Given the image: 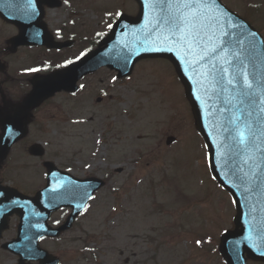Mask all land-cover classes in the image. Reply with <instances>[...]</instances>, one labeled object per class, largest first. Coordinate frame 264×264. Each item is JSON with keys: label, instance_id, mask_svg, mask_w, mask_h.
<instances>
[{"label": "rangeland", "instance_id": "1", "mask_svg": "<svg viewBox=\"0 0 264 264\" xmlns=\"http://www.w3.org/2000/svg\"><path fill=\"white\" fill-rule=\"evenodd\" d=\"M221 1L264 36V0ZM70 4L50 13L48 20L54 30L75 22L76 45L59 55L36 51L35 66L41 71L76 58L108 33L120 13H136L128 0ZM71 11L76 17L70 18ZM82 85L76 98L58 95L38 112L29 138L8 162V182L27 193L45 184L43 160L79 178L108 180L76 227L43 245L61 254L63 264H224L216 246L222 232L233 229L236 210L210 173L206 147L173 65L165 59L145 60L124 83L102 70ZM103 96L106 102L98 104ZM169 136L176 138L171 147L166 145ZM36 142L46 148L42 160L28 154ZM66 215L60 212L54 220ZM15 231L13 227L6 239ZM15 261L0 248V264Z\"/></svg>", "mask_w": 264, "mask_h": 264}, {"label": "water", "instance_id": "2", "mask_svg": "<svg viewBox=\"0 0 264 264\" xmlns=\"http://www.w3.org/2000/svg\"><path fill=\"white\" fill-rule=\"evenodd\" d=\"M138 1L142 8L139 19L123 18L116 25L113 36L95 54L70 70L41 80L34 94L35 102H32L33 98L30 99L25 107V115L56 92H76L78 80L101 65H109L123 76L131 74L134 64L142 58L163 57L171 60L185 85L196 127L209 150L213 175L235 200L237 228L223 235L221 254L227 264H247V258L264 262V113L261 112V108H264L263 39L219 0H209V10L204 15L206 18H218L213 21L209 34L213 37V43L216 37L221 38L224 50L197 63L198 55L189 54L186 57L185 50L172 42L170 26L165 23V13L160 11V7H154L153 0ZM222 32L228 35L222 36ZM165 37H168L167 43ZM224 60L230 63L224 64ZM212 63L218 67L224 64L229 69L228 73L223 76L219 73L210 75ZM229 79L233 80L231 85L227 83ZM248 84H251V88ZM241 99L244 100L242 104ZM245 120L252 125L255 133L247 146L239 144L237 132L238 126L244 127ZM28 124L29 120L25 117L23 132L20 128L17 135L13 134L10 127H5L6 133L0 141V157L7 155L17 139L26 136ZM173 141L169 139L168 144ZM30 153L43 156L45 151L35 145ZM45 167L48 185L34 198L12 189L2 191L0 235L6 229L10 217L17 214L21 218L20 236L8 245V249L19 254L24 261L39 259L41 264H57L58 260H50L48 255H38L39 238L58 236L70 229L105 183L99 179H75L58 171L52 163H45ZM62 207H71L73 213L60 229L51 230L48 220L53 212Z\"/></svg>", "mask_w": 264, "mask_h": 264}, {"label": "snow or ice", "instance_id": "3", "mask_svg": "<svg viewBox=\"0 0 264 264\" xmlns=\"http://www.w3.org/2000/svg\"><path fill=\"white\" fill-rule=\"evenodd\" d=\"M153 4L154 7L159 6L160 11L165 13V23L170 26L171 40L185 50L186 57L189 54L198 55L197 63H201L224 50L221 38L216 37L213 43V37L209 34L213 21L218 19L206 18L204 15V12L209 10V0H153ZM202 9L204 11H201ZM221 35L227 36L228 33L222 32ZM165 42H168V37H165ZM196 49H199L198 53ZM229 63L230 61L224 60V64ZM224 64L218 67L216 63H212L209 74L219 73L223 76L228 73L229 69ZM227 83L231 85L233 80L229 79ZM248 87L251 88V84H248ZM240 103H244V100L241 99ZM261 112L264 113V108H261ZM248 115L250 116L251 113ZM235 119L239 120L240 117H235ZM237 132L239 144L244 146H247L255 135L252 125L247 120L244 121L243 128L237 127Z\"/></svg>", "mask_w": 264, "mask_h": 264}, {"label": "flooded vegetation", "instance_id": "4", "mask_svg": "<svg viewBox=\"0 0 264 264\" xmlns=\"http://www.w3.org/2000/svg\"><path fill=\"white\" fill-rule=\"evenodd\" d=\"M17 29L7 25L0 19V112L14 114L12 107L22 103L29 93L32 76H24L26 63L23 48L12 49L9 41L13 39ZM29 67L28 69H30ZM8 107L5 106L4 98ZM6 163L0 168V182L6 180Z\"/></svg>", "mask_w": 264, "mask_h": 264}]
</instances>
